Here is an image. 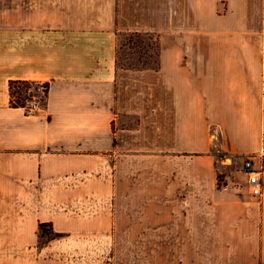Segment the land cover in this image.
Wrapping results in <instances>:
<instances>
[{"label":"crops","instance_id":"obj_1","mask_svg":"<svg viewBox=\"0 0 264 264\" xmlns=\"http://www.w3.org/2000/svg\"><path fill=\"white\" fill-rule=\"evenodd\" d=\"M0 264H264V0H0Z\"/></svg>","mask_w":264,"mask_h":264},{"label":"rangeland","instance_id":"obj_2","mask_svg":"<svg viewBox=\"0 0 264 264\" xmlns=\"http://www.w3.org/2000/svg\"><path fill=\"white\" fill-rule=\"evenodd\" d=\"M156 51L157 41L153 34L128 33L119 39L118 63L129 67L151 65L156 61Z\"/></svg>","mask_w":264,"mask_h":264},{"label":"trees","instance_id":"obj_3","mask_svg":"<svg viewBox=\"0 0 264 264\" xmlns=\"http://www.w3.org/2000/svg\"><path fill=\"white\" fill-rule=\"evenodd\" d=\"M40 87L42 91V99L47 93V84H39L32 80L13 79L9 80V102L12 106H24L26 101L35 96L36 88ZM59 234L54 232L51 224L41 222L39 224V245H42L48 239H51Z\"/></svg>","mask_w":264,"mask_h":264},{"label":"built area","instance_id":"obj_4","mask_svg":"<svg viewBox=\"0 0 264 264\" xmlns=\"http://www.w3.org/2000/svg\"><path fill=\"white\" fill-rule=\"evenodd\" d=\"M26 113H33L41 108V101L33 96L30 100L26 101L23 106ZM254 154L244 160L243 167L248 175L249 183L252 185L253 193L255 195L261 194V168H255L253 165Z\"/></svg>","mask_w":264,"mask_h":264}]
</instances>
